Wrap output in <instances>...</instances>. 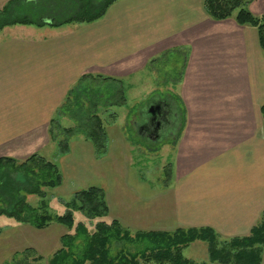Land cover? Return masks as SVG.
I'll return each mask as SVG.
<instances>
[{
  "label": "crops",
  "instance_id": "crops-1",
  "mask_svg": "<svg viewBox=\"0 0 264 264\" xmlns=\"http://www.w3.org/2000/svg\"><path fill=\"white\" fill-rule=\"evenodd\" d=\"M250 9L264 14V0ZM48 25L0 31V157L48 159L55 145L51 120L83 75L126 81L164 61L159 87L168 92L158 100L172 103L178 120L173 183L157 193L117 191L109 204L140 231L250 233L264 211V52L257 30L234 18L214 20L205 0H118L95 22ZM173 53L180 62L165 63ZM78 142L87 161L72 159V146L59 158L64 177H77L76 161L94 167L98 177L103 159L90 141ZM7 219L0 226V258L6 251L0 262L61 241L53 232L62 224L39 229Z\"/></svg>",
  "mask_w": 264,
  "mask_h": 264
},
{
  "label": "trees",
  "instance_id": "trees-1",
  "mask_svg": "<svg viewBox=\"0 0 264 264\" xmlns=\"http://www.w3.org/2000/svg\"><path fill=\"white\" fill-rule=\"evenodd\" d=\"M12 1L14 0L0 9V31L16 24L61 26L67 23H92L103 18L118 0H72L71 9L69 12L65 11V19L58 20L54 16L36 21L26 14L17 15V11L14 15ZM254 1L205 0V8L214 20L234 18L239 25L255 28L264 52V14L252 13L250 5ZM22 2L25 7L33 0ZM99 79H102L101 82H117L119 88L111 91L108 88L84 85V82ZM126 94L125 83L121 78L99 74L83 75L70 88L51 120L50 136L59 144L62 153L70 151L72 137L84 135L93 144L96 153L102 155L106 151L108 138L102 114L110 111L112 106L124 105L127 102ZM262 115L264 118V105ZM63 117L73 120L74 125L63 126ZM16 173L21 174L23 179L15 175ZM62 183L63 175L58 164L41 154H33L21 161L12 157H0V216L5 215L39 229L48 227L52 222L69 229V232L62 235L61 247L48 259V264H147L150 261L161 264L262 263L264 211L260 222L253 226L249 235L232 238H222L214 229L208 227L178 228L174 232L138 231L133 235L122 228L117 220L112 223L99 220L95 230L91 232L85 221L76 222L75 211L82 212L89 220L102 218L108 213L106 194L99 186L93 185L76 191L72 200L67 201L68 211L63 215L52 214L45 200H42L40 207L28 202L27 195L46 196L44 187L54 188ZM196 240L208 243V262H198L183 254V249ZM115 242L134 244L139 249L131 252L122 248L113 254L111 247ZM24 253V256L15 257L14 264H32V261L42 264L44 260L33 249L28 248Z\"/></svg>",
  "mask_w": 264,
  "mask_h": 264
},
{
  "label": "rangeland",
  "instance_id": "rangeland-1",
  "mask_svg": "<svg viewBox=\"0 0 264 264\" xmlns=\"http://www.w3.org/2000/svg\"><path fill=\"white\" fill-rule=\"evenodd\" d=\"M10 1L11 0H0V9H3L6 5H8ZM12 2V4L14 5L11 4V7H14L12 9L14 15H16L17 11V15H19L20 13L26 14L35 21L46 19L47 17L51 18L54 16L58 20L65 19L67 17L66 12H69L72 5V0H33V2L25 7L22 0H14ZM50 26L48 25V27ZM175 56V53L167 55L165 63L173 65L171 62H180L177 59H173L175 58ZM159 64L164 65V61ZM159 64L152 65V70H150L149 72L146 71V74L143 75L144 77L142 76L139 78L140 74H138L134 78H130V80L124 81L127 92V102L122 106H112L110 108V111L102 114L105 120V125L107 127L108 138L106 151L102 155L97 154L100 160L103 159L101 161L100 167L98 166V177L94 178L92 175L95 172L94 167L86 168L83 167L84 165L82 163L79 164V162L76 161L82 157V153L77 151L76 145L79 143L78 140H87L84 135L74 136L70 141V151L72 150V146L74 148L71 158L76 159L74 161H76L77 165L75 168L77 177H75L74 179H66L64 177L61 161L59 160V158L65 155V153H62L59 144L55 142V145L53 147H49V153L46 155H48L49 160L58 164L59 169L63 175V183L60 186L54 188L44 187L43 190L45 191L46 196L42 197L38 194L27 195L28 202L30 204L40 207L42 200H45L48 205V210L52 214L63 215L68 211V207L66 206L67 201L72 200L76 191L87 188V185L88 187H90V185H98L99 187L103 188L106 194L108 213L102 218L89 220L82 212L75 211L76 222L78 223L80 221H85L91 232L95 230V225L99 220H104L107 223H112L114 220H117L122 228L129 230L133 235L136 232L140 231L131 227L132 224L128 223L131 221L127 220L125 214H122L123 219H119V212L112 209L109 204L110 201H108L107 197H109V199L112 201V195L114 196L117 191L127 193H129L130 191L157 193L163 191V189H165L169 185H172L173 183L175 174V162L177 158V150L174 145L177 135L176 131L173 130V135H165L160 140L154 142L155 140L152 141L149 140V138H147L146 136H142L138 130V127L147 121L146 110L149 107L150 103L153 100L160 98V96L164 99L167 97L165 93L168 92L167 88L159 87V80L161 78L158 77L159 71L161 69ZM101 81L102 79L91 80L84 82V85H90L94 88H108L111 91L117 90L119 88V84L117 82ZM175 105H177L178 108H182L180 103H177ZM113 115L117 116L114 117ZM67 118L68 117L61 118L62 125H74V121ZM70 151H68L67 153H69ZM81 159H85V162L87 161L85 157H82ZM87 169L89 171L87 174H81L78 176L79 171ZM15 175L21 176L19 178L23 179L21 174L16 173ZM134 201L135 200L133 199V201L131 202L133 203ZM7 218L10 217H7L5 215L0 216V226H3L7 222V220H9ZM260 220L258 221V223L260 222ZM53 223L57 224V222ZM52 228L53 227L49 228L48 230L50 231L52 230ZM62 228L63 229H61V232L60 230H55V232L53 233L56 236H58L60 233V237H62L63 234L69 232V229L66 226L62 225ZM48 230H45L43 231L44 233L40 234H42L43 236L46 234V232H48ZM174 231L175 230H171L168 232ZM5 233H9V231H6ZM249 234L250 233H248L247 235ZM3 242L4 241H0V245L3 244ZM60 247L61 241H59L58 243L56 242L54 246H39L38 249L36 247H30V249H33L36 253L44 257L42 264H48V259ZM122 248L127 249L131 252H135L139 249L134 244L115 242L111 247L112 253L115 254L119 249ZM26 249L22 250V252L17 251L13 254V258L12 256H9L8 258H5L6 260L0 262V264H14L15 257L24 256V251ZM1 252L3 253L0 261L6 254L5 250H1ZM183 254L186 257L198 262H208V243L203 240L193 241L189 246L183 249ZM146 263L161 264L155 261ZM32 264H36L35 261H32Z\"/></svg>",
  "mask_w": 264,
  "mask_h": 264
},
{
  "label": "flooded vegetation",
  "instance_id": "flooded-vegetation-1",
  "mask_svg": "<svg viewBox=\"0 0 264 264\" xmlns=\"http://www.w3.org/2000/svg\"><path fill=\"white\" fill-rule=\"evenodd\" d=\"M146 112L147 121L138 127L142 136L156 142L165 135H173V130L176 131L178 120L172 103L163 99L153 100Z\"/></svg>",
  "mask_w": 264,
  "mask_h": 264
}]
</instances>
